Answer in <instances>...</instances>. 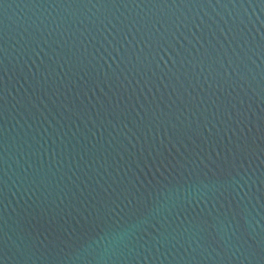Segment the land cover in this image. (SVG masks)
I'll return each instance as SVG.
<instances>
[{
	"label": "water",
	"instance_id": "obj_1",
	"mask_svg": "<svg viewBox=\"0 0 264 264\" xmlns=\"http://www.w3.org/2000/svg\"><path fill=\"white\" fill-rule=\"evenodd\" d=\"M0 264H264V0H0Z\"/></svg>",
	"mask_w": 264,
	"mask_h": 264
}]
</instances>
